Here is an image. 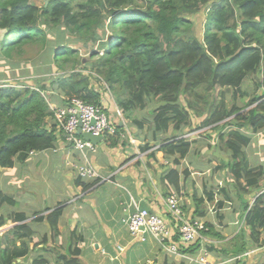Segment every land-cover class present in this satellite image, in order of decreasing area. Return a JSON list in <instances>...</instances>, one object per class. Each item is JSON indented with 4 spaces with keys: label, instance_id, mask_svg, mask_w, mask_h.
<instances>
[{
    "label": "trees",
    "instance_id": "obj_1",
    "mask_svg": "<svg viewBox=\"0 0 264 264\" xmlns=\"http://www.w3.org/2000/svg\"><path fill=\"white\" fill-rule=\"evenodd\" d=\"M35 1L0 0V31L5 32L0 40V60L17 68L15 56H21L25 46L37 43L42 44L46 65V77L32 84L0 87V169H13L25 164L31 154L57 147L60 133L48 101L60 99L65 105L66 99L76 97L107 113L114 111L94 73L107 83L117 98L116 105L127 114L147 101H160L152 112L155 134L167 133L172 126L179 132L192 125L195 133L236 127L234 139L226 140L225 133L219 136L230 155L225 165L231 177L241 190V181L262 177L260 172L247 170L243 151L249 139L242 129H264V0H47V5L42 0L41 7ZM59 27L72 38V44L64 42L65 37L58 42L51 39L50 33ZM87 46L95 49L85 65L79 50ZM1 66L5 65H0V70ZM251 74L259 77L260 93L253 94L244 108L219 106L225 90H231L233 101L247 98L243 86ZM202 103L205 105L200 107ZM121 130L117 125V131ZM119 138L107 137L106 142L116 146ZM162 143L160 149L167 156H178L177 165L192 151V144L185 139ZM154 147H142L149 161L156 160ZM183 174L190 175L189 171ZM165 179L177 191L172 194H181L177 170H167ZM0 199V209L4 204L18 205L2 193ZM203 203L202 199L195 201L200 217L205 216ZM245 210L248 226L255 231L264 227V194L252 207L246 204ZM46 212L36 221L48 224L55 235L63 207ZM27 218L25 213L0 217L2 229L9 226L8 221L17 224L0 232V264H13L28 253L26 237L33 231ZM208 228V233L217 236L211 224ZM252 237L258 243L261 233ZM197 246L194 243L182 252L193 254ZM81 253L72 245V256L64 257L61 264H82ZM35 264L48 262L39 259Z\"/></svg>",
    "mask_w": 264,
    "mask_h": 264
},
{
    "label": "crops",
    "instance_id": "obj_2",
    "mask_svg": "<svg viewBox=\"0 0 264 264\" xmlns=\"http://www.w3.org/2000/svg\"><path fill=\"white\" fill-rule=\"evenodd\" d=\"M4 33L0 31V40ZM0 65H5V62L0 60ZM4 67L6 65L1 66V70ZM15 69L12 67L11 71ZM5 80L16 78L6 76L2 71L0 83ZM52 104L64 106L60 99L52 100ZM131 115L125 116L119 123L123 137L117 140L116 146L104 140L96 145V152L87 154L94 167L109 177L107 182H80L76 167L82 164V156L71 150L63 140L58 141L55 149L35 153L27 160L29 169L25 183L33 175V179L37 178L49 186L50 173L59 178L63 176L64 180L53 186V190L47 189L35 199H27L28 206L24 210L14 211L28 216L26 222L30 223L33 235L26 237L28 253L13 264H35L39 259L46 260L48 264H61L64 257L72 256V245L81 249L79 260L82 264H202L188 261L182 257L184 254L199 260L204 258L203 264H264V227L258 229L261 237L256 243L251 237L252 229L240 226L245 219V205L252 207L256 199L264 194V129L258 132H254L251 127L242 129L249 139L243 151L245 163L249 171L256 173L257 169L262 177L257 183L256 179L241 181V190L225 165L230 155L219 141V136L224 133L226 140L233 137L236 127L203 129V138L213 141V149L210 150V144L198 141L192 145L190 155L177 165L175 160H178V156H167L160 149L166 133L155 134L153 126H149V129L140 128L138 124L141 122L135 119V115ZM131 118H134L137 129L129 124ZM146 144L155 145V161H149L147 153L142 151ZM195 146L199 148L196 150ZM210 152H213L211 159L208 157ZM194 155H197L196 159ZM148 163L152 166H148ZM171 169L180 173L181 194L177 195L185 216L202 221L208 231V224H211L217 234H205L213 241L206 250L205 244L198 242L193 254L181 251L180 255H173L148 234L144 235L145 240L133 238L124 224L136 206L166 216L164 200L172 193H177L165 179L167 170ZM184 171H189V177L183 174ZM15 184L12 182L13 186ZM91 184V188L85 189L86 185ZM31 191L34 192L33 189ZM13 195L18 204L20 195ZM196 199L204 201L202 213L205 216H198ZM60 207H63V214L58 223V232L53 235L48 224L36 219L45 215L48 209L53 211ZM166 218L170 223L172 241L178 242V229L168 216ZM16 225L9 223L0 232H6ZM17 245H20V241H17Z\"/></svg>",
    "mask_w": 264,
    "mask_h": 264
},
{
    "label": "built area",
    "instance_id": "obj_3",
    "mask_svg": "<svg viewBox=\"0 0 264 264\" xmlns=\"http://www.w3.org/2000/svg\"><path fill=\"white\" fill-rule=\"evenodd\" d=\"M88 73V72H86ZM101 81V92L105 90L110 92L107 83ZM6 83L0 87H16L22 88L23 85L18 83ZM40 91L39 89H36ZM41 92V91H40ZM46 96L43 92H41ZM64 106H56L49 102V107L53 113V121L57 127V131L60 133L59 140L71 148V150L80 153L82 156V164L77 169V175L82 180H91L97 184L109 181V177L100 173L94 165L91 163L88 153L96 152V145L86 141L81 133H88L94 137L102 136L104 140L107 137H113L119 135L123 137L120 131H117V125L124 120V111L117 105L114 106L112 113H107L102 107L86 104L79 98H70L65 100ZM35 155L31 154V156ZM164 208L166 216H169L171 222L174 224L179 223L178 236L179 241H172V231L170 229V223L166 216L151 213L148 210L140 209L136 206V210L129 214L124 220V224L127 226L130 235L137 239L145 240L144 235L148 234L153 237L159 245L167 252L173 255H180L182 248H188L190 245L198 242L205 244L204 249L213 243L211 239L205 236L204 232H207L206 224L202 221L192 220L185 216L181 206V200L176 194L170 195L164 200ZM176 230V229H175ZM183 258L195 263H204V258L200 260L191 255L184 254Z\"/></svg>",
    "mask_w": 264,
    "mask_h": 264
},
{
    "label": "rangeland",
    "instance_id": "obj_4",
    "mask_svg": "<svg viewBox=\"0 0 264 264\" xmlns=\"http://www.w3.org/2000/svg\"><path fill=\"white\" fill-rule=\"evenodd\" d=\"M47 1V0H45ZM35 4L39 7L43 6V1L42 0H37L35 1ZM200 22V21H198ZM52 34V35H51ZM189 35V33H188ZM50 36L52 37L51 39H54L56 42L60 41L59 39L62 37L64 38V42L68 43V45L72 44V38H69V35L67 33L63 32L62 29L59 27L50 33ZM1 38V35H0ZM62 41V40H61ZM42 44H30L24 47V53L21 56H15L13 63H18L19 67L15 69V71H11L12 65H6L0 72L3 71V73L9 75L10 77L16 78V80H12L14 83H18L20 85H24L25 83H34L35 80L41 79L46 77L43 72L46 70V65L44 64L43 60L45 59L44 56V50L41 46ZM95 49V47L87 46L86 49H80V55L84 58V61L86 62L85 65H88L89 62V57L91 55V52ZM5 71V72H4ZM68 72H70L68 70ZM47 75V74H46ZM48 76V75H47ZM259 82V77L256 74H251L247 81L245 82L243 86V90L246 92L248 95L247 98L245 99H239L237 101H233V96L231 90H225L223 91V94L225 95L222 100L219 101V106H228V108H231L232 105H237L240 108H244L248 101L250 100L251 96L256 93H260V90L257 88ZM6 83H11L9 80H5L3 83H0V85H6ZM201 91V89H200ZM104 94L108 95V105L110 104L111 108L114 110V106L117 103V98L112 95L108 91H104ZM235 102V103H234ZM160 101H147L145 105L139 106L136 110L133 112L127 114L124 111V118L125 116H131L135 115V119L137 121H140L141 124L143 125V129H149V126H152V112L158 108ZM118 105V103H117ZM205 104L202 103L200 107H203ZM109 106V107H110ZM150 123V124H149ZM132 128L137 129V126L135 125L134 118L130 119L129 123ZM197 124V123H196ZM145 125V126H144ZM194 126H189L186 125L183 127V129L179 132H175L173 129V126L169 131L166 133V138L165 139H185L187 142L191 143L192 145L195 143L197 144L198 141H204L206 145L210 144L212 146L211 149H213V146L215 145L213 141L209 138H203L205 134L203 130L197 131V133L193 132ZM142 130V129H141ZM150 131V130H149ZM231 131V130H230ZM203 132V133H202ZM151 133V132H150ZM149 133V134H150ZM170 133L169 135H167ZM210 135V134H209ZM214 135V134H213ZM211 134V136H213ZM231 137V136H230ZM233 138V137H231ZM230 139V138H229ZM193 142V143H192ZM195 146V149L197 150ZM215 148V147H214ZM196 153V152H195ZM213 152H210V155L208 157H212ZM201 156V154H199ZM31 157V156H30ZM197 155H194V159H196ZM204 159L206 160L205 156ZM29 160V159H28ZM29 164H19L16 166L13 170L8 171L5 169H0V193H2L4 196L10 197L14 199L13 194H18L20 197L18 198V205L16 207H11L9 205L4 204L1 209H0V217L1 216H11L12 214H15L14 211L16 210H24L28 206L27 199L38 197L42 194L45 193V190H51L53 186H56L60 181H63L64 178L61 176L60 178L57 176L52 175L50 173L49 175V186H47L45 183L41 182L37 178H32L33 175L29 176L28 184L25 183V177H26V172L29 169L28 168ZM211 166V164H210ZM256 169V168H255ZM249 170V168L247 169ZM252 171V170H251ZM258 172V170L256 169ZM256 172V173H257ZM219 175V174H218ZM257 179L255 182L257 183ZM12 182L16 183L15 186L12 185ZM244 183V182H243ZM51 187V188H50ZM250 187V186H249ZM12 189V190H10ZM33 189L34 192L31 191ZM15 191L14 193H11L12 191ZM53 190V189H52ZM13 196V197H12ZM15 200V199H14ZM16 201V200H15ZM1 203V199H0ZM61 205V204H59ZM8 223L12 224L11 222L8 221ZM243 227H249L246 223V220H242L241 225ZM2 228H0L1 231ZM252 229V228H251ZM258 230H251V237L254 233H256ZM205 250V249H204Z\"/></svg>",
    "mask_w": 264,
    "mask_h": 264
},
{
    "label": "water",
    "instance_id": "obj_5",
    "mask_svg": "<svg viewBox=\"0 0 264 264\" xmlns=\"http://www.w3.org/2000/svg\"><path fill=\"white\" fill-rule=\"evenodd\" d=\"M46 5L48 4L47 1H45ZM78 134L81 135L86 141L94 144V145H98L100 143H102L104 141V138L102 136L100 137H94L91 134L88 133H81V131H78Z\"/></svg>",
    "mask_w": 264,
    "mask_h": 264
}]
</instances>
